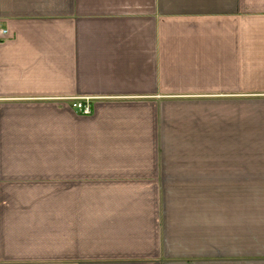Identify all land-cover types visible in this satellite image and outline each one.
<instances>
[{"label": "crops", "instance_id": "1", "mask_svg": "<svg viewBox=\"0 0 264 264\" xmlns=\"http://www.w3.org/2000/svg\"><path fill=\"white\" fill-rule=\"evenodd\" d=\"M0 264H264V0H0Z\"/></svg>", "mask_w": 264, "mask_h": 264}, {"label": "built area", "instance_id": "2", "mask_svg": "<svg viewBox=\"0 0 264 264\" xmlns=\"http://www.w3.org/2000/svg\"><path fill=\"white\" fill-rule=\"evenodd\" d=\"M1 34L3 36H7L8 32L7 31H1ZM76 108L78 110V112L80 114H83V115H90L91 114V107L90 105L88 104V102H86V104H83V103H77L76 104Z\"/></svg>", "mask_w": 264, "mask_h": 264}]
</instances>
